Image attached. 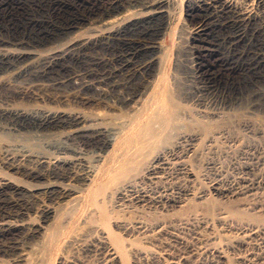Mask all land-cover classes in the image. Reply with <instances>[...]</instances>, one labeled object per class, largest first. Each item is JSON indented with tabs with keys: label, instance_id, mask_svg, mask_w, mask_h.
<instances>
[{
	"label": "bare ground",
	"instance_id": "bare-ground-1",
	"mask_svg": "<svg viewBox=\"0 0 264 264\" xmlns=\"http://www.w3.org/2000/svg\"><path fill=\"white\" fill-rule=\"evenodd\" d=\"M172 10L173 0H0V88L15 82V95L24 99L36 97L46 104L66 97L72 106H0V132L29 136L48 149L34 151L14 143L0 150V167L25 179L0 175L2 259L17 264L29 258L30 242L53 214L48 209L37 212V226L21 219L40 196L89 212L92 228L107 226L112 219L104 207L110 195L130 208L169 211L205 197L175 182H192L195 173L187 158L197 150V134L175 133L179 108L176 97L167 96L163 73L149 81L152 67L162 62V38L173 23ZM185 10L192 25V77L198 86L183 101L217 115V107L233 106L250 94L264 95V0H187ZM92 105L122 112L107 128L108 115L89 111ZM237 184L212 186L226 198L253 196L249 179ZM135 227L145 229L138 234L148 239V227ZM165 229L154 228L151 235ZM107 230L98 255L105 264L117 259L126 263L124 238ZM179 257L174 264L185 258ZM244 261L252 262L247 257ZM0 264L5 263L0 259Z\"/></svg>",
	"mask_w": 264,
	"mask_h": 264
},
{
	"label": "rangeland",
	"instance_id": "rangeland-1",
	"mask_svg": "<svg viewBox=\"0 0 264 264\" xmlns=\"http://www.w3.org/2000/svg\"><path fill=\"white\" fill-rule=\"evenodd\" d=\"M186 1L173 0L174 20L169 34H165L162 38L159 54L162 65L152 67V76L149 81L154 82L156 75L163 73L166 92H169L167 96H170L168 98L176 97V101L174 98L172 100L177 103L179 108L177 109L179 117L177 116V123H175L174 131L177 130L175 133L180 134L179 132L185 131L183 133L197 134L195 137L198 139L194 143L197 150L190 157L191 159L187 158L189 168H192L193 174L195 173L191 178L192 182L181 181V183L178 180L175 182L180 183L177 184L179 186L185 184L184 186L188 187L189 185L188 188L199 193V196L206 193L205 197L191 199V203L185 204L186 207L184 204L177 207L175 205L169 211L146 207H144L146 209L143 207V209L141 207L130 208L122 202L117 203V196L110 195L108 203L106 201L104 206L107 210L110 209L108 219L112 218L107 222L110 226L108 224L107 226L111 232L118 233L124 238L129 264H174L179 256V259L181 256L185 258L177 264H248L250 261H244L246 257L247 260H252L250 264H264V242L262 243V239H264V95L262 93L247 95L232 104L233 106L230 105L232 108L229 105L217 107L215 111L218 113L217 115L211 113V108L202 109L195 107L190 102L183 101L182 98L198 86L197 81L192 77L195 55L189 44L192 25L185 14ZM15 85L18 86L15 82L1 83L0 106L26 110L72 107L66 97L59 103L46 102V104L45 101L36 97L31 100L24 99L15 95L17 93ZM13 90L14 95H11ZM46 105L47 107H45ZM87 109L94 112L101 111L108 115L104 117L107 128H111L114 124L111 118L120 116L122 112L117 107L99 109L92 105L87 106ZM203 125H207L206 130L200 128ZM23 137L0 132V150H5L15 143L27 145L34 151H48L42 142L31 140L29 136ZM113 138L111 137V140ZM169 142L173 143L171 140ZM110 149L112 148L109 147L107 151ZM6 172V169L0 167V175ZM7 174L19 180H25L15 172L8 170ZM241 178H247L253 183L254 191L251 193L253 196L243 195V197L231 198L229 196L226 198L218 194V197L213 190L214 186L212 185L216 183L227 188L237 187ZM112 188L113 186L110 185L108 193ZM34 202L35 209L33 207L28 212V216L21 217L23 221L37 226V224L41 225L37 212L48 209L53 214L49 215L51 217L44 225V229L39 230L40 234L31 242L29 241L31 243V247L27 249L29 258L17 264H105L97 250L100 238L109 231L107 226H104L106 229L99 226L100 229L95 225L92 228L93 223L90 226L91 214L85 213L82 208H67L63 203L55 204V202L45 199L44 196H40ZM89 216L91 221L88 219ZM87 222H90L89 225ZM135 226L148 227L149 229L145 228L151 237L148 236L147 239L146 235L138 234L145 229L139 231ZM163 226L166 228L163 232H155L151 235L154 228H158L157 231H159ZM134 227L136 229H132ZM134 230L138 232H134ZM254 230L259 232L258 237L251 236V232ZM4 258L7 257L2 259L0 255L1 261H4L5 264H16L11 259L4 260ZM8 260L9 262H7ZM121 261L117 259L116 262L109 264H124L126 260Z\"/></svg>",
	"mask_w": 264,
	"mask_h": 264
}]
</instances>
